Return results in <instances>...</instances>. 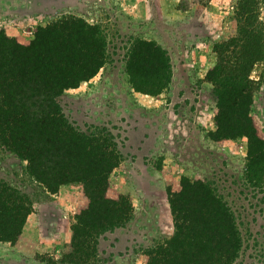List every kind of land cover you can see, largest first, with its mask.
Segmentation results:
<instances>
[{
  "label": "rangeland",
  "instance_id": "374dc122",
  "mask_svg": "<svg viewBox=\"0 0 264 264\" xmlns=\"http://www.w3.org/2000/svg\"><path fill=\"white\" fill-rule=\"evenodd\" d=\"M235 6V0H0V31L21 42L62 20L102 31L103 66L66 89L59 104L73 128L117 150L108 192L131 204L125 223L90 244L91 257L74 259L72 226L85 201L83 184L49 189L0 141V184L31 209L18 240L0 241V264H146L148 253L175 234L171 193L184 178L202 180L233 215L241 248L232 264H264V185L246 179L247 137L213 139L216 98L206 79L217 61L215 46L234 31ZM257 8L264 26V0ZM139 40L154 42L169 60L170 80L155 95L129 82L127 61ZM250 78L259 83L251 115L264 131V62Z\"/></svg>",
  "mask_w": 264,
  "mask_h": 264
},
{
  "label": "trees",
  "instance_id": "16d2710c",
  "mask_svg": "<svg viewBox=\"0 0 264 264\" xmlns=\"http://www.w3.org/2000/svg\"><path fill=\"white\" fill-rule=\"evenodd\" d=\"M234 31L215 46L217 61L206 79L216 98L213 139L247 137L246 179L264 185V131L251 115L259 83L250 78L264 62V26L257 23L260 0H235ZM105 40L96 25L62 20L38 29L21 42L0 31V141L28 163V170L49 189L81 182L84 203L72 226V258L91 257L90 244L102 232L130 217L129 199L109 195L108 176L117 150L104 137L73 128L59 97L93 77L103 66ZM132 87L155 95L170 77L166 53L154 42L133 44L127 61ZM181 197V198H180ZM174 236L152 249L146 264H232L241 248L237 223L226 204L199 178L181 179L171 193ZM181 209V211H180ZM30 207L17 192L0 184V241L16 242Z\"/></svg>",
  "mask_w": 264,
  "mask_h": 264
}]
</instances>
